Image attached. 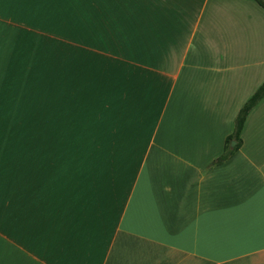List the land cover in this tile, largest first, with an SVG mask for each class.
<instances>
[{
	"label": "crops",
	"instance_id": "obj_1",
	"mask_svg": "<svg viewBox=\"0 0 264 264\" xmlns=\"http://www.w3.org/2000/svg\"><path fill=\"white\" fill-rule=\"evenodd\" d=\"M67 7L0 0V264H264V6Z\"/></svg>",
	"mask_w": 264,
	"mask_h": 264
},
{
	"label": "trees",
	"instance_id": "obj_2",
	"mask_svg": "<svg viewBox=\"0 0 264 264\" xmlns=\"http://www.w3.org/2000/svg\"><path fill=\"white\" fill-rule=\"evenodd\" d=\"M260 5L264 6V0H256ZM264 96V80L261 84L256 88V90L250 95V97L245 101V103L238 110L235 121L233 131L226 137L225 147L223 153L214 159L213 163H220L225 161L230 157V155L238 149L241 143L240 133L242 127L244 125L245 119L252 109V107ZM234 140L235 145L230 146V142Z\"/></svg>",
	"mask_w": 264,
	"mask_h": 264
},
{
	"label": "rangeland",
	"instance_id": "obj_3",
	"mask_svg": "<svg viewBox=\"0 0 264 264\" xmlns=\"http://www.w3.org/2000/svg\"><path fill=\"white\" fill-rule=\"evenodd\" d=\"M67 1L69 2V7H67L66 12H69V15L71 17H74L80 2H83V1H86V0H67ZM64 2H65V0H64ZM54 26H58V28H59V26L61 27L59 19L54 22ZM39 37H42V36L39 35ZM40 45L41 46H47L48 51H50L49 42L46 43V44H38V47ZM260 73L263 75L260 81H263V78H264V58H257L256 59V78H258V74H260ZM41 82H43V76L42 75H40V77H38V83H41ZM38 85L40 86L41 84H38ZM257 87L258 86H256V88Z\"/></svg>",
	"mask_w": 264,
	"mask_h": 264
},
{
	"label": "water",
	"instance_id": "obj_4",
	"mask_svg": "<svg viewBox=\"0 0 264 264\" xmlns=\"http://www.w3.org/2000/svg\"><path fill=\"white\" fill-rule=\"evenodd\" d=\"M233 144H234V141L231 142V145H233Z\"/></svg>",
	"mask_w": 264,
	"mask_h": 264
}]
</instances>
